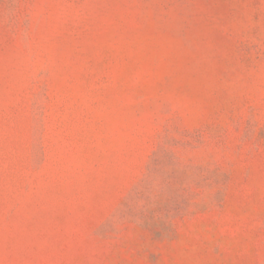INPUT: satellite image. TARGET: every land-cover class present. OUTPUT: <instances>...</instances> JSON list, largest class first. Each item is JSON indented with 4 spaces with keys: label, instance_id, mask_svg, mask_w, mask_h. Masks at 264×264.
Returning <instances> with one entry per match:
<instances>
[{
    "label": "rangeland",
    "instance_id": "374dc122",
    "mask_svg": "<svg viewBox=\"0 0 264 264\" xmlns=\"http://www.w3.org/2000/svg\"><path fill=\"white\" fill-rule=\"evenodd\" d=\"M0 264H264V0H0Z\"/></svg>",
    "mask_w": 264,
    "mask_h": 264
}]
</instances>
